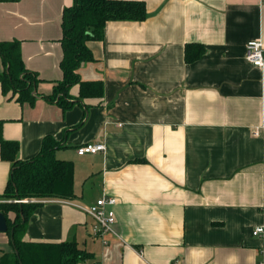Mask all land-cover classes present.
I'll return each instance as SVG.
<instances>
[{
    "label": "crops",
    "instance_id": "obj_1",
    "mask_svg": "<svg viewBox=\"0 0 264 264\" xmlns=\"http://www.w3.org/2000/svg\"><path fill=\"white\" fill-rule=\"evenodd\" d=\"M125 1L144 3L145 20L107 22L102 40L87 44L94 60L78 73L100 81L101 96L77 100L75 86L65 109L45 96L62 78L61 15L73 0L0 1V42L19 41L39 80L31 104L0 84L1 138L29 161L52 137L56 159L74 166V197L33 200L22 241L43 251L75 241L90 254L81 264H258L264 66L249 64L245 49L264 46V0ZM186 45L203 53L186 62ZM84 144L105 149L78 156ZM10 173L0 157V204L14 203L2 198ZM104 196L116 200L117 236L96 239L75 205ZM4 216L14 222L13 211ZM10 240L0 233V255L12 256Z\"/></svg>",
    "mask_w": 264,
    "mask_h": 264
},
{
    "label": "trees",
    "instance_id": "obj_2",
    "mask_svg": "<svg viewBox=\"0 0 264 264\" xmlns=\"http://www.w3.org/2000/svg\"><path fill=\"white\" fill-rule=\"evenodd\" d=\"M145 18V5L138 1L73 0V4L64 8L61 15L62 57L59 68L62 78L55 83L52 93L45 96V99L50 102L56 101L63 109L68 108L69 91L75 86L78 87L77 100L99 98L102 93L101 82L83 81L78 73L81 65L94 60L87 44L102 40L107 22H142ZM190 47L198 48L194 56L189 52ZM202 53L201 46L186 45L184 60L192 62ZM0 59L3 66L0 73L2 93L6 95L11 92V98H15L20 104L33 103V91L39 80L34 73L26 69L20 53V42L16 40L0 42ZM57 148L60 146L52 137H45L36 157L29 161H20L17 159L18 144L3 140L0 135V157L11 164L10 177L2 198L71 200L74 197V166L72 162L55 158L54 152ZM39 205V202L0 204V211L4 215L7 211L15 213L13 223L9 224L7 220V234L10 236L11 230L13 231L10 240L13 254L0 255V264H81L88 259L90 254L78 248L75 241L62 243L46 251L41 250L45 249L42 245L32 246L22 241L21 236L28 219Z\"/></svg>",
    "mask_w": 264,
    "mask_h": 264
},
{
    "label": "built area",
    "instance_id": "obj_3",
    "mask_svg": "<svg viewBox=\"0 0 264 264\" xmlns=\"http://www.w3.org/2000/svg\"><path fill=\"white\" fill-rule=\"evenodd\" d=\"M245 60L254 67L262 68L264 66V46L260 41H250L246 44ZM262 129H264V113L262 117ZM254 135H257L254 133ZM105 149L102 144H84L76 149L78 156L86 154H96L103 152ZM14 203H34L33 200H13ZM116 200L113 197H102L95 201L94 204L88 207H75L82 211L85 215L92 219L90 235L96 239H103L108 234L117 236L114 231L115 214L112 207ZM264 234V227H256L253 232V237H260ZM100 264V263H93ZM264 264V246L259 250V262Z\"/></svg>",
    "mask_w": 264,
    "mask_h": 264
},
{
    "label": "water",
    "instance_id": "obj_4",
    "mask_svg": "<svg viewBox=\"0 0 264 264\" xmlns=\"http://www.w3.org/2000/svg\"><path fill=\"white\" fill-rule=\"evenodd\" d=\"M7 232V223L6 218L3 215V213L0 212V233H6ZM13 231H11L10 236L12 238Z\"/></svg>",
    "mask_w": 264,
    "mask_h": 264
},
{
    "label": "rangeland",
    "instance_id": "obj_5",
    "mask_svg": "<svg viewBox=\"0 0 264 264\" xmlns=\"http://www.w3.org/2000/svg\"><path fill=\"white\" fill-rule=\"evenodd\" d=\"M55 158H56V156H55ZM77 183H79V173H78V175H77ZM81 244V243H80Z\"/></svg>",
    "mask_w": 264,
    "mask_h": 264
}]
</instances>
